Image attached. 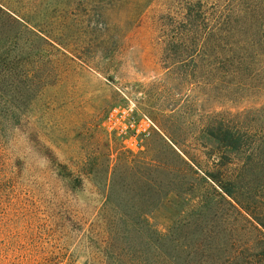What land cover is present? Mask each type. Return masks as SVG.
<instances>
[{
  "label": "rangeland",
  "instance_id": "obj_1",
  "mask_svg": "<svg viewBox=\"0 0 264 264\" xmlns=\"http://www.w3.org/2000/svg\"><path fill=\"white\" fill-rule=\"evenodd\" d=\"M117 5L0 0V264H264V74L171 72L165 0L135 26ZM128 100L136 141L104 125Z\"/></svg>",
  "mask_w": 264,
  "mask_h": 264
},
{
  "label": "trees",
  "instance_id": "obj_2",
  "mask_svg": "<svg viewBox=\"0 0 264 264\" xmlns=\"http://www.w3.org/2000/svg\"><path fill=\"white\" fill-rule=\"evenodd\" d=\"M154 0H118L117 8L126 12V26H135L144 10ZM158 24L165 36V61L168 70L174 71L176 62L189 63L197 59L199 65L192 69L203 72L210 65L216 79L222 77H255L264 74V0H165V11L158 16ZM193 63V62H192ZM185 71H192L190 67ZM255 87L254 89H257ZM216 131L208 134L216 141L236 147L247 133L227 128L218 121ZM210 178L216 179L213 174ZM232 196L233 192L220 186ZM252 215L249 208L242 206ZM242 215V214H241ZM264 228V222L252 215ZM246 222L264 232L248 217ZM264 251V241L261 244ZM194 264H228L214 255H205Z\"/></svg>",
  "mask_w": 264,
  "mask_h": 264
},
{
  "label": "built area",
  "instance_id": "obj_3",
  "mask_svg": "<svg viewBox=\"0 0 264 264\" xmlns=\"http://www.w3.org/2000/svg\"><path fill=\"white\" fill-rule=\"evenodd\" d=\"M104 125L109 132L135 141L149 135L156 127L145 113L138 111L131 100L109 108L104 115Z\"/></svg>",
  "mask_w": 264,
  "mask_h": 264
}]
</instances>
